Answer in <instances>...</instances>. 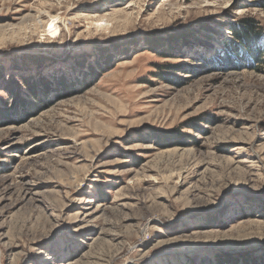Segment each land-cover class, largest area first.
Segmentation results:
<instances>
[{
    "label": "rangeland",
    "instance_id": "1",
    "mask_svg": "<svg viewBox=\"0 0 264 264\" xmlns=\"http://www.w3.org/2000/svg\"><path fill=\"white\" fill-rule=\"evenodd\" d=\"M0 264H264V0H0Z\"/></svg>",
    "mask_w": 264,
    "mask_h": 264
},
{
    "label": "trees",
    "instance_id": "2",
    "mask_svg": "<svg viewBox=\"0 0 264 264\" xmlns=\"http://www.w3.org/2000/svg\"><path fill=\"white\" fill-rule=\"evenodd\" d=\"M210 28H207L206 31H210ZM228 31L234 37V40H228L225 43L224 49L220 55L221 62L225 65H230L236 61H242L244 64H247L248 61L257 58L258 55V37L260 35L259 27L253 19L245 18L243 20L237 21L228 25ZM185 36V35H184ZM192 38L197 37V34L190 33ZM154 40H150V44H153ZM251 57V59H250ZM30 58L29 63H35L41 59L38 56H28ZM213 58V57H212ZM211 58V59H212ZM215 60V57L212 59ZM258 60V58L256 59ZM25 87L28 88L30 94H34V84H29L25 78H23ZM32 86V88H30ZM21 87V85H19ZM14 93V92H12Z\"/></svg>",
    "mask_w": 264,
    "mask_h": 264
},
{
    "label": "bare ground",
    "instance_id": "3",
    "mask_svg": "<svg viewBox=\"0 0 264 264\" xmlns=\"http://www.w3.org/2000/svg\"><path fill=\"white\" fill-rule=\"evenodd\" d=\"M54 23V22H53ZM51 23L48 29H44L48 34L55 35L58 33L59 29L57 25Z\"/></svg>",
    "mask_w": 264,
    "mask_h": 264
}]
</instances>
